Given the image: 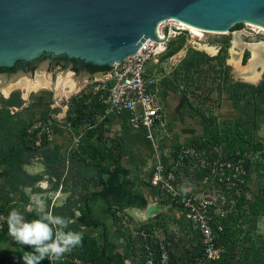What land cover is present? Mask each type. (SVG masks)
<instances>
[{"label":"rangeland","instance_id":"rangeland-1","mask_svg":"<svg viewBox=\"0 0 264 264\" xmlns=\"http://www.w3.org/2000/svg\"><path fill=\"white\" fill-rule=\"evenodd\" d=\"M215 32L206 30L202 37L193 40L184 31L166 43L167 51L157 73L162 79L160 98L167 126L156 137L158 147H153L142 133H134L122 119H109L87 133L90 125L83 122L87 110L74 102L89 104L93 100L89 77L76 78L68 71L34 73L26 78L30 84L44 75L50 86L29 93L18 88L8 96L0 87V136H13L14 145L21 147L16 155H22V161L27 163L22 168L24 174L19 172L27 184L16 191L9 183L8 162L0 163V213L5 216L0 229V264H25L20 248L25 252L32 250L29 245H18L8 235L6 219L14 208L26 222L50 213L70 221L63 228L65 232L81 234V243L55 264H116L110 260L116 251H129L127 264H145L149 252L145 246L147 237H142L141 231L165 239L166 248L173 255L190 262L192 248H188L183 230L178 229L167 196L151 185L158 158L163 166L176 167L179 184L186 192L213 201L214 208L223 211L226 231L219 242L223 250L220 264H257L263 259L264 114H251L248 119L243 102H234L227 92L219 97L217 71L226 64L231 80L258 85L264 79V32L246 23L235 24L221 34ZM195 42L213 51H199L192 45ZM187 52L196 58H186ZM258 55L262 60L256 67L260 77L247 82L242 74ZM205 63L213 68L206 78L190 87L178 85L174 72L170 74L181 67V80L187 69ZM66 74L72 75L78 85L75 93L64 94L55 89L58 79ZM199 97L202 102L205 99L203 108L208 122L198 113L202 107ZM118 165L122 171L103 175L108 187L103 195L91 200L93 193L104 191L99 172L114 171ZM114 183H121L124 195L130 198L103 208L104 203L120 196V187ZM110 184L114 190L107 197ZM39 200L44 201L43 207ZM153 204L164 208L145 220L142 215ZM86 208L93 217L107 223V241L102 226L82 225L79 218ZM44 222L53 230L54 239L61 226ZM227 222L232 225L228 227ZM39 264L51 262L44 259Z\"/></svg>","mask_w":264,"mask_h":264},{"label":"water","instance_id":"water-1","mask_svg":"<svg viewBox=\"0 0 264 264\" xmlns=\"http://www.w3.org/2000/svg\"><path fill=\"white\" fill-rule=\"evenodd\" d=\"M170 18L216 32L244 22L264 27V0H0V69L48 53L109 71L148 39L161 42L158 25ZM48 64L39 61L32 71L0 74V87L34 73L68 71ZM163 208L151 205L147 219Z\"/></svg>","mask_w":264,"mask_h":264},{"label":"built area","instance_id":"built-area-1","mask_svg":"<svg viewBox=\"0 0 264 264\" xmlns=\"http://www.w3.org/2000/svg\"><path fill=\"white\" fill-rule=\"evenodd\" d=\"M160 32L166 37L164 41L148 39L137 53L114 63L109 71L93 75L89 93L95 103L94 127L109 119H122L134 133H142L153 147H158L156 137L166 130L167 114L160 98L162 79L157 67L167 51L166 43L184 31L178 19L170 18L164 20ZM151 185L167 196L169 210L175 214L188 248L198 247V251L192 254L190 262H185L166 248L165 239L141 231V236L147 237L145 246L149 252L145 264H220L223 250L219 242L225 232L223 211L215 209L213 201L186 192L179 184L176 167L163 166L159 158ZM4 221L5 216L0 213V229ZM195 239L197 243H193Z\"/></svg>","mask_w":264,"mask_h":264},{"label":"trees","instance_id":"trees-1","mask_svg":"<svg viewBox=\"0 0 264 264\" xmlns=\"http://www.w3.org/2000/svg\"><path fill=\"white\" fill-rule=\"evenodd\" d=\"M167 56V55H166ZM170 56V55H168ZM209 66L208 69H205L203 66ZM88 66L95 72L101 71L104 68L95 67L91 64H88ZM203 66L195 67L194 69H187L186 74L184 75L183 79L179 80V71L182 69L181 67H177L174 70L173 78L174 81L177 82L178 85H184L185 87H190L192 84L195 83V81H199L201 78H206L209 72L211 71V67L208 63H205ZM224 69L220 67V69L217 71L219 74V87H218V96L222 97L224 92H227L229 97L236 103L243 102L244 106V114L248 116V119L251 117V114H255V116L264 114V79L258 84L253 85L241 81H233L230 77V67H228L226 64H223ZM3 69H0V72ZM165 82V81H164ZM201 100V97H199ZM94 102H91L89 104H85L84 102H81L79 100H76L74 102V105L79 107H84L85 110H87V118L84 119V123H87L89 128H87L88 132H94L99 128V125L97 127H94L96 125V119H95V111L93 109ZM202 107L198 108V113L204 119L205 121H209V119L205 115V109L203 106L205 105V99H203V102L201 100ZM82 105V106H80ZM191 107H193V103H190ZM91 130V131H90ZM15 138L11 136L10 134L5 136H0V163L4 161H7L8 164V171H9V183L12 185V189L16 191L20 185L27 184L24 177L20 176L19 172H23L22 168L24 164H27L26 161H22V155H16L17 151L21 150V147H16L14 145ZM122 171V169L119 167V165L116 167L114 171H108V170H102L99 172V179L103 185V188H106V181L102 178L103 175H117ZM103 192H96L92 194L91 200L95 199L97 196H100ZM82 225L84 227L90 228L94 225L102 226L104 229V237L105 241L109 239L108 236V227L107 223L95 218L92 216V213L90 209L86 208V212L82 214V216L79 218ZM235 222V220H230V223ZM228 223V222H227ZM232 224L227 226H231ZM226 231V230H225ZM225 234V232H224ZM223 234V235H224ZM262 247L264 244L261 245ZM190 253L196 254L198 251V247H194V249L189 250ZM127 254H124L120 251H116L110 258L111 261H115L116 264H127L129 261V257ZM177 256V255H176ZM178 257V256H177ZM177 259V258H176ZM175 259V260H176ZM257 264H264V257L261 261H258Z\"/></svg>","mask_w":264,"mask_h":264},{"label":"clouds","instance_id":"clouds-1","mask_svg":"<svg viewBox=\"0 0 264 264\" xmlns=\"http://www.w3.org/2000/svg\"><path fill=\"white\" fill-rule=\"evenodd\" d=\"M38 203L43 207V200H39ZM45 220L51 221L54 225L61 226L55 232L54 239L53 230L49 227L48 223L44 222ZM6 223L9 226L8 235L18 245H29L32 248L31 251L26 252L23 247L20 248V251L23 252L25 264H39L44 259H48L51 264H55L65 252H70L73 247L81 243L80 233L71 230L65 232L63 230L70 221L54 217L50 213L42 215L40 220L26 222L22 215L14 208L8 213Z\"/></svg>","mask_w":264,"mask_h":264},{"label":"bare ground","instance_id":"bare-ground-1","mask_svg":"<svg viewBox=\"0 0 264 264\" xmlns=\"http://www.w3.org/2000/svg\"><path fill=\"white\" fill-rule=\"evenodd\" d=\"M180 22L182 24V30L189 32V34L191 35V37H192L193 40L194 39H197L199 37H202L203 34L206 33V30L205 29H200V28L193 27V26H191V25H189L187 23H184L182 21H180ZM163 23H164V21H162V22L159 23L158 28H157V32L159 34L160 39L164 41L166 39V37L160 32V28H161V25ZM244 23H246L247 25L252 26L254 28H257V29H259V30H261V31L264 32V27L263 26H260V25H257V24H252L250 22H244ZM208 31H211V30H208ZM192 45L196 49H199V51L201 49H207L209 52L210 51H213V49L212 48H209V46H207V45H201V44H198L196 42L193 43ZM185 57L186 58L190 57L191 59H193L194 57L196 58V56H194L193 54L190 55V54H188V52H187V54H186ZM200 57L201 56H199V59H200ZM252 59L253 60H252V63L250 65V67L248 69H246L243 72V74H242V78L245 81H247V82H254L255 80H257L260 77V72L259 71H256V67L258 65H261L262 64V60L260 59V56L259 55H258L257 58L255 57V58H252ZM190 62H192V61H190ZM29 84H30L29 80L23 79L18 84H15V85H12V86L3 88L2 92L5 95L8 96L13 90L18 89V88H20V89H22L24 91L26 90V92L29 93L33 89L46 88V87L50 86L49 85L50 82L48 81V77H45L44 75L39 76L37 78V81L33 82V84H30V85ZM55 89H57V92L60 91V92H62L64 94L75 93L76 91L79 90L77 83L73 80L72 75H69V74H66L64 77H60L58 79L57 84L55 86ZM114 185H116V184L114 183ZM113 190H114V186L112 184H110L109 189L107 190V197H110V195H111L110 193L113 192ZM142 216H143V218L145 220L147 219V216L146 215L143 214Z\"/></svg>","mask_w":264,"mask_h":264},{"label":"flooded vegetation","instance_id":"flooded-vegetation-1","mask_svg":"<svg viewBox=\"0 0 264 264\" xmlns=\"http://www.w3.org/2000/svg\"><path fill=\"white\" fill-rule=\"evenodd\" d=\"M48 60V67H58L60 70H68L69 73L74 75L76 78L81 74L92 79L93 75L97 72L93 71L88 64L81 60L70 59L67 56H56L53 54H44L39 59L32 62L19 61L13 68L3 69L0 74H15L18 71H32L35 70L34 66L39 61Z\"/></svg>","mask_w":264,"mask_h":264},{"label":"crops","instance_id":"crops-1","mask_svg":"<svg viewBox=\"0 0 264 264\" xmlns=\"http://www.w3.org/2000/svg\"><path fill=\"white\" fill-rule=\"evenodd\" d=\"M108 183H109V180H108ZM119 187H120V196L119 197H115L114 199H110L111 201H109V202H107V203H104V204H106V205H104V206H102L103 208H106L107 206H109L110 204H113V203H123V202H125L126 201V199H129L130 197L129 196H125L124 195V191H123V188H122V184L121 183H116ZM108 187V184H107V186H106V188ZM106 188L104 189V191H103V193L101 194V195H103L104 194V192H105V190H106ZM100 195V196H101ZM99 196V197H100Z\"/></svg>","mask_w":264,"mask_h":264}]
</instances>
